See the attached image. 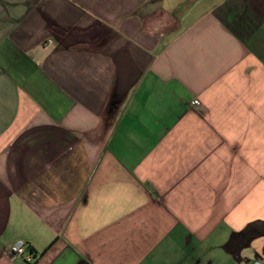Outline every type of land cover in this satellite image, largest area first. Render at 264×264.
<instances>
[{"label": "crops", "instance_id": "1", "mask_svg": "<svg viewBox=\"0 0 264 264\" xmlns=\"http://www.w3.org/2000/svg\"><path fill=\"white\" fill-rule=\"evenodd\" d=\"M0 264H264V0H0Z\"/></svg>", "mask_w": 264, "mask_h": 264}, {"label": "built area", "instance_id": "2", "mask_svg": "<svg viewBox=\"0 0 264 264\" xmlns=\"http://www.w3.org/2000/svg\"><path fill=\"white\" fill-rule=\"evenodd\" d=\"M197 103V100H193L191 102L192 105ZM4 253L11 259L19 258L27 263H33L38 258V256L30 249L28 244L22 240L16 241L10 245Z\"/></svg>", "mask_w": 264, "mask_h": 264}]
</instances>
